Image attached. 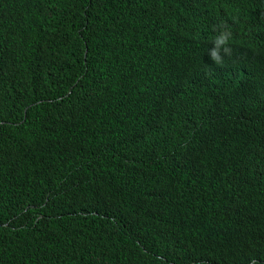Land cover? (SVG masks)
Returning a JSON list of instances; mask_svg holds the SVG:
<instances>
[{
  "label": "trees",
  "instance_id": "16d2710c",
  "mask_svg": "<svg viewBox=\"0 0 264 264\" xmlns=\"http://www.w3.org/2000/svg\"><path fill=\"white\" fill-rule=\"evenodd\" d=\"M52 1L44 10L34 7L17 17L0 0V264H22L24 247L32 250L33 262L46 264H150L143 242L166 236L161 232L165 216L198 232L204 255L240 246L244 236L264 225V215L258 210L259 219L245 222L217 189L218 181L233 173L226 151L200 143L196 131L168 135L171 114L148 134L140 118L130 121L125 107L130 98L150 94L148 79L160 66V76L166 74L168 54L194 46L195 30L200 44L219 28L232 31L233 46L254 45L264 35L263 4L70 0L73 5L64 7L57 0L59 6L52 8ZM159 44L165 45L163 56ZM23 49L30 53L25 60ZM20 54V67L14 69ZM145 58L152 61L146 64ZM114 89L124 102L117 114ZM213 100L201 106L240 124L238 114ZM89 107L100 132L111 128V144L144 153L147 167L124 163L103 175L92 169L106 155L88 160L96 136L84 131ZM260 134L261 155L243 152V126L227 141L241 148L239 160L252 156L254 163L246 167L264 175V129ZM50 141L74 143L70 165L57 163ZM118 198L132 218L129 227L109 226L108 234L91 237L82 215L112 214ZM148 199L151 211L148 205L145 214H138ZM202 220L208 222L203 227ZM230 264H246V259Z\"/></svg>",
  "mask_w": 264,
  "mask_h": 264
},
{
  "label": "clouds",
  "instance_id": "9594fccd",
  "mask_svg": "<svg viewBox=\"0 0 264 264\" xmlns=\"http://www.w3.org/2000/svg\"><path fill=\"white\" fill-rule=\"evenodd\" d=\"M237 1L254 4L261 2L264 8L262 0ZM20 4L28 8H23ZM60 4L64 7L73 5L70 0H60ZM3 5L10 8L17 17L34 7L44 10L50 6L48 0H32L29 6L28 0H6ZM196 35L198 32L195 30L194 46L166 56L164 59L166 68L163 70L166 74L160 76L159 71L162 70L160 66L156 76L151 75L148 79L150 85L145 90L150 94L130 98L126 103V112L130 121L140 118L142 129L148 134L156 130L171 114L174 117V124L168 127V135H174L177 131L179 134L182 130L189 131V134L196 131L200 143L218 145L226 151L225 156L233 165V173L229 179L223 182L219 180L217 189L225 196L226 202L235 207L242 220L253 223L259 219L258 210L264 215V175L246 167L247 161L243 158L239 160V157H242L241 148L229 145L227 140L243 126L247 148L243 152L261 155L260 132L264 129V35L255 43L257 45L237 46H233V33L230 29L221 31L217 28L214 35L202 44L194 40ZM164 46L159 44L162 56ZM29 54L28 49H23L24 60ZM21 56L22 54L15 58L14 69L20 67ZM123 57L127 64L130 54L125 52ZM149 61L145 58L146 64ZM249 76L251 78H247ZM256 81L260 84L255 85ZM111 94L118 105L115 111L117 114L119 110L124 109L122 93L114 89ZM212 99L228 107L231 113L238 114L240 124L236 126L230 124V116H222L214 108L207 110L206 106H201L202 101ZM91 113L94 114V111L89 107L84 131L96 136L92 139V152L88 160L100 153L106 155L92 165L96 173L103 175L107 169L124 166V163L130 165L141 163L142 167L148 166L149 162L144 153L139 154L128 147L113 146L110 142L111 128L104 133L100 132ZM50 143L55 150L57 163L70 165L69 155L74 143L66 146H61L55 141ZM162 157L166 158V155L163 154ZM118 199L120 204L117 203L112 214L99 215L94 212V218L82 215L89 222L91 237H98L101 232L108 234L109 226L114 229L129 227L132 218L128 214L127 206L123 205L121 198ZM148 205L149 213L153 206L152 199H148L145 208L138 209V214H145ZM209 210L213 213L220 212L218 208ZM207 223L202 220L201 227ZM165 231L167 234L162 239L151 243L143 242L152 256L150 264H230L241 258L246 259V264H264V225L251 236H244L239 242L240 246L236 245L234 248L226 246L228 251H216L210 255L201 252V244L196 240L198 232H194L178 218L163 217L161 232ZM44 236L45 234L36 233V237L40 239ZM166 237L172 240L170 244L166 243ZM23 256L22 264H46L33 262V252L29 247H24Z\"/></svg>",
  "mask_w": 264,
  "mask_h": 264
},
{
  "label": "bare ground",
  "instance_id": "6f19581e",
  "mask_svg": "<svg viewBox=\"0 0 264 264\" xmlns=\"http://www.w3.org/2000/svg\"><path fill=\"white\" fill-rule=\"evenodd\" d=\"M16 2V1H15ZM32 2V0H28V6H29V4ZM17 3V2H16ZM18 4V3H17ZM21 5V4H20ZM21 6H23V5H21ZM57 6H59V3H58V1L57 0H53L52 1V8H55V7H57ZM23 8H28V7H26V6H23ZM58 25H63V26H65V23H59ZM24 31H26V30H24ZM48 31H50V30H48ZM27 33H29L28 31H27ZM254 70H256L255 68H254ZM242 73L244 74L245 72L244 71H242ZM247 78H251L250 76L249 77H247ZM241 81H244V80H247V79H240ZM260 84V82L259 81H256L255 82V85H259ZM259 98H262V96L260 97L259 96ZM240 156H242V155H240ZM252 156H246L245 158H246V166H247V164L248 163H253V162H251V161H249V159L251 158Z\"/></svg>",
  "mask_w": 264,
  "mask_h": 264
},
{
  "label": "water",
  "instance_id": "95a60500",
  "mask_svg": "<svg viewBox=\"0 0 264 264\" xmlns=\"http://www.w3.org/2000/svg\"><path fill=\"white\" fill-rule=\"evenodd\" d=\"M254 45H257V44H254Z\"/></svg>",
  "mask_w": 264,
  "mask_h": 264
}]
</instances>
